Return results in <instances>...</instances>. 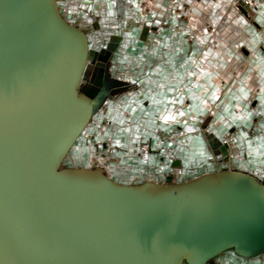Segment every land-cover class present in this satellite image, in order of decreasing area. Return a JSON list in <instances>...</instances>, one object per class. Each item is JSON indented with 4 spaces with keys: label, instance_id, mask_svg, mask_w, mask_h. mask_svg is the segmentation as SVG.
Returning <instances> with one entry per match:
<instances>
[{
    "label": "water",
    "instance_id": "95a60500",
    "mask_svg": "<svg viewBox=\"0 0 264 264\" xmlns=\"http://www.w3.org/2000/svg\"><path fill=\"white\" fill-rule=\"evenodd\" d=\"M63 0H0V264H213L264 254V179L121 183L63 162L125 84Z\"/></svg>",
    "mask_w": 264,
    "mask_h": 264
},
{
    "label": "crops",
    "instance_id": "0c3cea01",
    "mask_svg": "<svg viewBox=\"0 0 264 264\" xmlns=\"http://www.w3.org/2000/svg\"><path fill=\"white\" fill-rule=\"evenodd\" d=\"M63 0L92 51L119 37L125 84L70 153L121 183L185 181L225 167L264 179V0ZM213 264H264L231 250Z\"/></svg>",
    "mask_w": 264,
    "mask_h": 264
},
{
    "label": "rangeland",
    "instance_id": "374dc122",
    "mask_svg": "<svg viewBox=\"0 0 264 264\" xmlns=\"http://www.w3.org/2000/svg\"><path fill=\"white\" fill-rule=\"evenodd\" d=\"M74 161V158H73V156L71 155V153H69L68 154V156L66 157V159L64 160V162H63V165L64 166H72V165H74L75 163L73 162Z\"/></svg>",
    "mask_w": 264,
    "mask_h": 264
},
{
    "label": "built area",
    "instance_id": "2783aa9c",
    "mask_svg": "<svg viewBox=\"0 0 264 264\" xmlns=\"http://www.w3.org/2000/svg\"><path fill=\"white\" fill-rule=\"evenodd\" d=\"M245 2L247 3V1L245 0ZM263 28H264V26H263Z\"/></svg>",
    "mask_w": 264,
    "mask_h": 264
}]
</instances>
